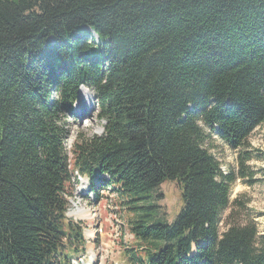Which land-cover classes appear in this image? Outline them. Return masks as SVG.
Instances as JSON below:
<instances>
[{"label":"trees","instance_id":"1","mask_svg":"<svg viewBox=\"0 0 264 264\" xmlns=\"http://www.w3.org/2000/svg\"><path fill=\"white\" fill-rule=\"evenodd\" d=\"M81 84L109 123L70 165L61 117ZM262 125L264 0H0V264L83 252L64 216L77 174L116 188L127 264H264L254 223L219 231L236 177L209 144L236 150ZM166 182L183 190L172 224L153 196Z\"/></svg>","mask_w":264,"mask_h":264},{"label":"rangeland","instance_id":"2","mask_svg":"<svg viewBox=\"0 0 264 264\" xmlns=\"http://www.w3.org/2000/svg\"><path fill=\"white\" fill-rule=\"evenodd\" d=\"M77 99L79 101L78 97ZM84 102L79 101L78 107L75 108L81 115H77L75 111L73 113L65 111L61 117L65 130L64 150L70 165L75 140L94 136V125L97 120L96 103L90 108ZM212 141L209 143L212 145L210 153L220 163L222 173L224 175L232 173L236 177L230 188V206L220 217L219 231L223 233L227 229L226 219L228 220V216L233 213L237 223L255 224L258 230V246L260 243L264 246V125L254 129L246 141V146L236 150L230 149L215 137ZM246 154L249 160L241 167L239 160ZM70 185L72 188L67 192L71 191V194H67V199L72 217H68V221L74 223L83 221L85 239L90 240L89 235L93 234V240L88 241L83 256L71 255L72 263L75 261L76 264H127L123 258V251L127 248H135L138 241L129 231L128 220L131 215L122 206V199L116 188L97 181L96 190L91 191L90 197L85 199L80 193L87 185L78 183L74 177L71 178ZM182 192V187L177 182H166L154 192L153 196L158 206L157 219L168 224L175 221L184 205ZM78 209L86 212L88 216L78 219L74 215ZM80 258L86 261L84 259L76 261Z\"/></svg>","mask_w":264,"mask_h":264},{"label":"clouds","instance_id":"3","mask_svg":"<svg viewBox=\"0 0 264 264\" xmlns=\"http://www.w3.org/2000/svg\"><path fill=\"white\" fill-rule=\"evenodd\" d=\"M80 88L85 102L95 103V100H93L94 97L93 91L87 85L84 84H81ZM108 123L109 121L107 118L101 119L98 117L97 120L95 121L93 135L94 136L105 135L107 132Z\"/></svg>","mask_w":264,"mask_h":264},{"label":"bare ground","instance_id":"4","mask_svg":"<svg viewBox=\"0 0 264 264\" xmlns=\"http://www.w3.org/2000/svg\"><path fill=\"white\" fill-rule=\"evenodd\" d=\"M78 98H79V101H81V102H84V101H85L84 98H83V95H82V93H81V89H80V91H79ZM84 103L87 104V106L90 107V108H91V105L93 104V103H91V102H84ZM82 114H83V112H82ZM84 214H85V216H84ZM74 215H75L76 217H78L79 219L88 216V215H86V212L84 213V211H83V210H80V209L76 210V211L74 212ZM92 235H93V234L89 235V238H92ZM89 238H88V239H89Z\"/></svg>","mask_w":264,"mask_h":264}]
</instances>
